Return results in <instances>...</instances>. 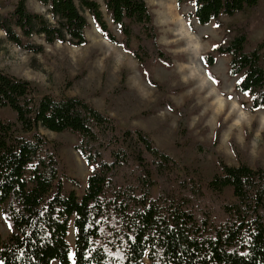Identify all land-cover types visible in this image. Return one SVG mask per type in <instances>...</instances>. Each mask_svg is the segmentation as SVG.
I'll use <instances>...</instances> for the list:
<instances>
[{"label": "trees", "instance_id": "trees-1", "mask_svg": "<svg viewBox=\"0 0 264 264\" xmlns=\"http://www.w3.org/2000/svg\"><path fill=\"white\" fill-rule=\"evenodd\" d=\"M28 1H0V30L18 47L40 53L56 42L86 45L88 11L103 37L131 53L149 84L162 88L148 67L174 61L147 0H104L110 22L98 0H37L44 11ZM176 1L179 8L193 4L185 14L191 26L192 18L224 27L222 15H246L225 26L203 60L211 67L215 54H228L229 74L239 77L235 89L250 99V110L264 109V38L248 48L260 0ZM208 75L215 78L209 68ZM37 94L31 80L0 69V221L11 228L0 234L2 264H264V165L225 162L219 129L210 144H193L199 161L217 157L219 171L208 176L81 96ZM5 109L13 116L5 118ZM179 115L177 140L188 133V102ZM41 127L78 135L75 149L90 166L82 195L64 191L57 146Z\"/></svg>", "mask_w": 264, "mask_h": 264}, {"label": "rangeland", "instance_id": "rangeland-1", "mask_svg": "<svg viewBox=\"0 0 264 264\" xmlns=\"http://www.w3.org/2000/svg\"><path fill=\"white\" fill-rule=\"evenodd\" d=\"M98 1L110 22L104 0ZM147 2L159 30V42L174 61L172 67L161 63L148 67L162 88L149 84L131 53L103 37L88 11H85L89 21L88 43L83 46L56 42L45 44L43 52L33 53L9 41L0 30V69L31 80L38 90L37 95L52 92L89 100L114 116L122 126L144 129L160 148L185 165L200 168L208 176L219 171L217 157L210 154L207 160L199 161L193 144L196 141L210 144L217 129L220 130L217 151L225 162L230 165L245 162L253 167L258 162L264 165V109L250 110V99L235 89L239 77L229 74L228 54H215L211 67L203 60V55L222 39L225 26L243 21L246 15H222L224 27H219L215 21L200 25L192 18L191 26L185 16L194 10L190 2L181 8L176 0ZM28 6L36 11L45 10L37 0H29ZM5 10L0 8V13ZM253 21L248 48L264 38V0H260L258 10L253 13ZM111 26L117 36L122 37L117 27ZM37 41L43 42L39 37ZM208 68L215 78L208 75ZM185 102H188V133L177 140L179 109ZM2 114L5 118L13 116L9 109ZM40 131L57 146L64 191L75 190L82 195L90 166L75 149L78 135L43 127ZM68 177L75 178L78 185ZM227 195L232 196V191L228 190ZM10 233V225L1 219L0 234L6 237ZM68 239L74 245L73 227ZM144 264H149L147 258Z\"/></svg>", "mask_w": 264, "mask_h": 264}, {"label": "snow or ice", "instance_id": "snow-or-ice-1", "mask_svg": "<svg viewBox=\"0 0 264 264\" xmlns=\"http://www.w3.org/2000/svg\"><path fill=\"white\" fill-rule=\"evenodd\" d=\"M0 264H2V262H0Z\"/></svg>", "mask_w": 264, "mask_h": 264}, {"label": "crops", "instance_id": "crops-1", "mask_svg": "<svg viewBox=\"0 0 264 264\" xmlns=\"http://www.w3.org/2000/svg\"><path fill=\"white\" fill-rule=\"evenodd\" d=\"M191 12V11H190ZM196 19V18H195Z\"/></svg>", "mask_w": 264, "mask_h": 264}]
</instances>
